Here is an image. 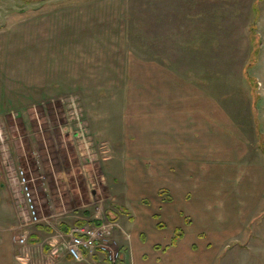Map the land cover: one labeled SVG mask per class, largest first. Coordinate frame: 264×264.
Listing matches in <instances>:
<instances>
[{"label": "rangeland", "instance_id": "rangeland-1", "mask_svg": "<svg viewBox=\"0 0 264 264\" xmlns=\"http://www.w3.org/2000/svg\"><path fill=\"white\" fill-rule=\"evenodd\" d=\"M242 1L0 0L3 216L13 204L17 226L10 232L25 240H16L15 264H50L43 246L60 243L61 226L70 230L98 219L116 223L111 250L118 258L107 262L98 254L76 264H166L161 260L174 253L193 258L185 264H264V81L256 75L262 56L255 39L251 45L248 33L240 36V23L247 30L250 25L248 17H235ZM81 19L86 34L95 27L100 33L126 29L129 58L170 65L180 83L174 98L193 99V114H204L206 149L192 154L193 177L173 184L172 200L155 177L146 181L134 168L144 160L153 169L149 152L145 158L133 148L142 145L145 121L153 125L139 98H160L161 88L136 67L115 76L120 81L130 74L129 86H109L113 74L91 71L96 56L74 54L72 37L67 58L55 35L78 33ZM160 32L168 38L157 37ZM29 34L35 36L34 50L28 45L34 57H26ZM26 73L44 78L41 96L27 98ZM127 142L130 152L124 154ZM124 169L134 171L132 188ZM30 205L38 217L34 224ZM168 206L178 213L165 218L161 209ZM235 219L243 222L241 230L225 227ZM150 227L161 241L177 238V250L169 241L158 247Z\"/></svg>", "mask_w": 264, "mask_h": 264}, {"label": "crops", "instance_id": "crops-1", "mask_svg": "<svg viewBox=\"0 0 264 264\" xmlns=\"http://www.w3.org/2000/svg\"><path fill=\"white\" fill-rule=\"evenodd\" d=\"M234 10L237 21L239 20V22H241L242 17L245 19L247 17L249 18L250 25L248 26V30L247 25L243 28L241 22L239 25V33L240 36L245 35L246 37L248 33L251 45H253L251 42L252 39H255L257 41V51L262 57L260 59H257L256 75L259 78V83H261L264 81V0H244L242 1V3L236 5ZM88 18L90 22L89 26L92 27L93 24L91 23V20H93V18ZM79 23V28H81V30L79 31L78 27L75 26L79 32L73 34V36L66 34L64 31H58L55 35V38L59 39L60 42L61 40H63V46L65 49L62 50L65 51L64 53L67 58L72 57V54H69L65 46L71 45L67 44V42L72 37V39H74L75 41L74 54L78 50L87 58L89 57V53H91L90 55L96 56L95 59L91 60L90 67L93 66L91 67V71L94 70L101 72H110L111 74H113V77H111L108 73L110 77L109 79L107 78V80L110 81V83H108L109 86H129V83H131L132 79V77H130V74H128V76H126V74L122 75L120 81L116 80L115 76L116 74H118L119 71H130L132 69H135L136 67L141 72H144L141 74H146L145 72H148V75L152 74L154 85L159 88V91L161 88L160 98H139L140 103H143V106H141V108H144L145 111L150 110L148 114H151L147 120L153 122V125L149 126L147 124V121H145L146 129L141 131L140 138L142 145L138 147L132 146L135 147L133 148L134 151L137 150V152H140V156L142 155L145 158L147 157V152H149V158L153 157V160H155L153 169H151L152 165H148L147 162L144 160L141 163H137L134 168L138 167V176L142 177V179H146V181L150 176L155 177L156 180L161 183L162 188L168 192L169 197L172 200L174 195L173 193H171V191H174L173 184L179 182H187L193 177V164H189L188 160H192V154L203 152L206 149L204 143V135H206L207 133V120L205 119L204 114H201L198 117L193 114V105H191L192 103H195L193 99L191 100V98H174V95L177 96V90L174 87L178 85L180 86V83L178 84L177 77H175L172 72V69L174 70V68H172L170 65L165 66L160 60L156 58L149 59L144 56H141L139 57V60L134 61L129 58V33L126 29H122V32L110 30L107 33H100L98 32L97 27H95L96 30L93 31V34L91 32L90 34H86L87 23L85 22V20L82 21V19ZM98 23L99 22H97V25ZM241 28H243L244 30L242 31ZM156 36H159L161 39L168 38L166 34L162 35L161 32ZM34 38L35 36L33 35H27L26 57L28 54H31L34 57V47L32 44L34 43ZM83 39L86 40V43H82L79 41ZM29 44L32 45L33 50H30L28 48ZM66 50L68 53H66ZM84 52L86 54H84ZM37 56L38 55H35V57ZM50 56L51 54H48L49 64ZM44 57H46L45 53ZM25 64H27V62ZM64 64V68H68V59H65ZM26 67H28V65ZM12 73V70L9 69L8 75L10 76L12 75ZM78 74V78H80L81 74ZM14 75L15 74H13V76ZM25 76L27 98L41 96V87L43 85L40 86V83L44 81V78L42 77L40 80H38L37 78L32 77V75L28 73H26ZM114 80H116L117 82ZM134 81H138V78L136 80L134 79ZM184 85L188 84L184 83ZM119 101L120 100H118V102ZM200 101L202 102L203 100ZM125 115L127 118L128 111L125 112ZM143 132H145V134H143ZM138 134L140 135V132ZM129 145L130 144L128 142L122 145V151L124 152V154H126V152H130ZM124 171L128 173L125 175L127 176V182H129L130 188H132L131 183L134 181V171L132 175L131 173L129 174V171L125 169ZM138 182L140 183V179L138 180ZM145 183L146 182L144 181L143 184H141L139 190L141 189L142 191L145 188ZM5 194L6 192L1 189L0 185V264H15V260L17 257L16 254L18 253L17 248L15 249V247L16 240L18 237H13L10 231L17 226V215L14 211L15 209L13 207V204H11V206H8L9 208H7L9 211V215L3 216V207L6 204L5 202H3V195ZM161 210L162 215L166 218L168 213L169 217L172 215L170 212L174 209L168 206L163 207V209ZM174 212L178 213L175 210ZM180 214L182 213H179V215ZM233 214L231 215H233L234 217L236 214L234 212ZM241 223L243 224V222ZM234 224H237V226H234ZM234 224L225 225V227L229 226L231 228L230 230H241L243 227L242 224L239 223V219H235ZM61 229L63 230L60 237V243H51L49 244V246H43V251H46L45 255H49L48 261L50 264H54L56 262L58 264H76L71 260V258L66 254L65 251V245L68 241L66 237L67 228L65 226H61ZM150 229L152 235L158 242L156 244L158 247H161V245L168 243V241L170 243L172 242V240H169L170 237L161 241V236L155 235L153 232V230H157L151 227ZM185 239L186 234H184V237L181 242V245L183 246L186 242H188V238L187 240ZM33 241H38V238L33 237ZM151 241L152 240H150V242ZM176 244L177 241L174 245H170L171 247H174ZM178 245H180V243L177 244L174 250H177ZM191 261L192 263H194L193 258L191 256L180 255L178 253H174L173 255L169 254L165 258V260H161V262L166 264H185Z\"/></svg>", "mask_w": 264, "mask_h": 264}, {"label": "built area", "instance_id": "built-area-1", "mask_svg": "<svg viewBox=\"0 0 264 264\" xmlns=\"http://www.w3.org/2000/svg\"><path fill=\"white\" fill-rule=\"evenodd\" d=\"M23 174V172L20 173V177H22L21 183L26 185L27 181ZM24 191L30 204V193L26 186ZM29 211L32 223L34 224L38 221V217L32 205L29 206ZM116 227V223L106 219H98L94 222L86 221L81 226H73L66 234L68 239L65 245L66 254L75 263H81L85 257L91 258L98 254L107 256L108 261L114 263L118 258V253L111 250V245L115 244L112 243V238ZM17 241L20 244L25 243L23 238H18Z\"/></svg>", "mask_w": 264, "mask_h": 264}, {"label": "trees", "instance_id": "trees-1", "mask_svg": "<svg viewBox=\"0 0 264 264\" xmlns=\"http://www.w3.org/2000/svg\"><path fill=\"white\" fill-rule=\"evenodd\" d=\"M83 224H84V222H77V226H81ZM66 231L68 232L69 230H66ZM176 241H177V238H173L171 244L174 245L176 243ZM106 261L109 262L107 259H106Z\"/></svg>", "mask_w": 264, "mask_h": 264}]
</instances>
